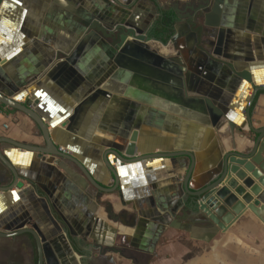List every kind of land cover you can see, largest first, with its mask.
<instances>
[{"label":"crops","instance_id":"1","mask_svg":"<svg viewBox=\"0 0 264 264\" xmlns=\"http://www.w3.org/2000/svg\"><path fill=\"white\" fill-rule=\"evenodd\" d=\"M0 1V57L5 61L0 90L25 104L31 99L46 103L58 120L55 144L100 185L115 188L106 151L118 147L128 158L137 155L134 133L140 142H163L144 153H192V191L214 177L225 153H245L253 146L255 135L240 126L254 88H264V0H222L216 6L211 0L202 14L198 0ZM166 13L176 21V38L168 47L148 43L166 60L120 59L116 50L109 56L105 49L112 51L111 40L79 50L88 15L113 27L125 22L155 33ZM215 111L222 114L221 130L212 125L210 112ZM251 122L264 128V90L254 98ZM4 138L45 147L27 115L0 104ZM0 150L20 177L15 188L0 192V232L35 227L48 264L52 259L80 264L78 254L88 255L87 264H175L160 258L175 246L184 249L181 260L191 250L197 252L193 260L207 253L206 264H264V223L253 213L246 211L220 231L188 202L180 205L187 198L182 182L190 161L185 157L124 164L110 155L120 184L101 193L68 159L3 142ZM12 181L0 161V187ZM173 237L179 243L173 244ZM231 251L237 257H230ZM37 255L31 235L0 237V264H31Z\"/></svg>","mask_w":264,"mask_h":264},{"label":"water","instance_id":"2","mask_svg":"<svg viewBox=\"0 0 264 264\" xmlns=\"http://www.w3.org/2000/svg\"><path fill=\"white\" fill-rule=\"evenodd\" d=\"M210 1L211 0H198V5L196 6L198 14H202V12L207 10ZM220 1L222 0H214L213 2L216 3H214L216 6ZM1 5L2 3L0 1V8ZM157 11L159 12V9H157ZM97 19L98 18L95 16L88 15L82 23L84 26L81 27L80 32H87V34L79 47V50L82 49L83 44L86 43L89 47H95L100 39L111 40L110 48H112V51H107V48L105 49V52H107L109 56H112L114 50H116L120 59L130 55L134 56L137 60L144 61V55H147L155 59L158 58V60H164L165 58L163 59L161 54L152 49L150 45L156 47L159 43L163 47H168L170 42L174 41L177 36V25L173 17V33L167 42H164L162 38L157 37L154 30L153 32L151 30L150 33H147L148 30L145 32L140 31L134 24L131 25V23H129L130 25H125V22H121L113 27L112 25ZM151 28L153 29L154 27ZM151 41L153 43L149 45L148 43ZM4 63L5 61L0 57V66ZM241 76L248 82L251 81V76L247 75V73H242ZM3 77V73L0 70V81H5ZM261 90H264V88H254L253 95L251 96L245 110L246 120L240 126L241 128L248 126L255 135L253 146L245 153L238 151L225 153L222 157L219 171L212 179L207 181L203 187L195 191H192L190 188V181L195 169L194 155L188 151L170 150L159 151L157 153H144L145 150H142L143 146L141 147L138 133H134L131 138V142L136 143V146L134 145V147H132V152L137 154L136 156L128 158L126 157L128 154L124 155L123 150L118 147L111 148L105 152L104 162L113 176L115 188L111 189L100 185L94 180L85 166L76 157L62 152L60 147L55 144L53 135H56L57 133L58 120H53V114L50 112L51 110H49L46 103H40L39 100L31 99L28 104H25L23 100L18 101L12 99L11 94L3 92L2 90H0V104L27 115L39 128L45 141V147L25 145L6 138L0 139V143L3 142L15 148L38 153L40 155L68 159L80 169L89 183L101 193L112 192L113 190H116L120 184L117 169L110 163V155H114L117 160L124 164L136 163L148 159L176 161L178 158L185 157L190 161L182 182V189L187 198L186 201L182 200L180 205L185 206L188 202V205L193 208V210L202 215L205 222L215 226V228L220 231L226 230L234 220L240 218L246 211H250L264 223V128H255L251 122L252 103L256 94ZM13 91H15V89H13ZM210 113L212 116V125L218 130H221L222 125L220 124L219 119L222 114L216 111L215 113ZM49 125H52L54 132L49 131ZM0 161L13 176L11 185L8 187H0V192H8L19 184L20 177L17 169L9 159V155H5L1 150ZM172 216L176 218L175 211H173ZM24 234L31 235L36 242L38 264H48L49 257L41 245L40 234L36 231L35 227L31 229H19L9 234L0 232V237L13 239ZM73 250L75 249L73 248ZM79 256L81 257L80 264H87V260H89L88 255L84 254ZM49 264H51V262ZM52 264H56L53 259Z\"/></svg>","mask_w":264,"mask_h":264},{"label":"rangeland","instance_id":"3","mask_svg":"<svg viewBox=\"0 0 264 264\" xmlns=\"http://www.w3.org/2000/svg\"><path fill=\"white\" fill-rule=\"evenodd\" d=\"M170 241L173 244L179 243V239L176 237H173L170 239ZM184 251L183 248L179 247L178 251H176V246L170 250V253L167 255H162L160 258H166L169 260V263H176L178 264H206V261L208 259V254L205 253L203 258H200L199 260H193L192 257L195 255L197 252L189 250V253L185 255L184 259L181 260V256L179 255L180 252L182 253ZM231 254V255H230ZM179 255V256H178ZM229 256L233 258V256L237 257V254L229 252ZM199 261V263H198ZM194 262V263H193ZM175 263V264H176Z\"/></svg>","mask_w":264,"mask_h":264},{"label":"trees","instance_id":"4","mask_svg":"<svg viewBox=\"0 0 264 264\" xmlns=\"http://www.w3.org/2000/svg\"><path fill=\"white\" fill-rule=\"evenodd\" d=\"M173 21L170 14H164L159 20L155 28V35L163 39L164 42L169 41L173 33ZM2 105V104H1Z\"/></svg>","mask_w":264,"mask_h":264},{"label":"bare ground","instance_id":"5","mask_svg":"<svg viewBox=\"0 0 264 264\" xmlns=\"http://www.w3.org/2000/svg\"><path fill=\"white\" fill-rule=\"evenodd\" d=\"M127 59V58H126ZM129 59V58H128ZM125 63V62H124ZM122 64V63H121ZM141 65H142V62L140 63ZM126 66V65H125ZM136 66H137V64H136ZM126 67H128V66H126ZM135 68V67H134ZM133 69V68H132ZM138 69V68H137ZM141 69V68H140ZM139 69V70H140ZM134 70V69H133ZM141 70H143V69H141ZM157 76H155V78H156ZM139 134V133H138ZM142 141L140 142V144H141V147H142V150H145V149H151V147H153L155 144L156 145H158V146H162V143L163 142H160V140H150L149 142H145V141H143V139H141ZM152 141V142H151ZM156 141V142H155ZM154 148V147H153Z\"/></svg>","mask_w":264,"mask_h":264},{"label":"flooded vegetation","instance_id":"6","mask_svg":"<svg viewBox=\"0 0 264 264\" xmlns=\"http://www.w3.org/2000/svg\"><path fill=\"white\" fill-rule=\"evenodd\" d=\"M77 252V251H76ZM82 255V254H79ZM34 257V256H33ZM31 264H38V255H37V260L33 258L32 263Z\"/></svg>","mask_w":264,"mask_h":264},{"label":"snow or ice","instance_id":"7","mask_svg":"<svg viewBox=\"0 0 264 264\" xmlns=\"http://www.w3.org/2000/svg\"><path fill=\"white\" fill-rule=\"evenodd\" d=\"M17 2H19V0H17Z\"/></svg>","mask_w":264,"mask_h":264}]
</instances>
